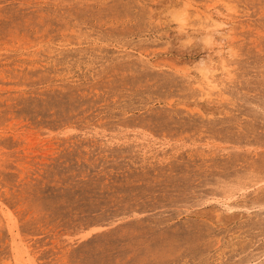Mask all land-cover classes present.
<instances>
[{
  "label": "rangeland",
  "instance_id": "obj_1",
  "mask_svg": "<svg viewBox=\"0 0 264 264\" xmlns=\"http://www.w3.org/2000/svg\"><path fill=\"white\" fill-rule=\"evenodd\" d=\"M0 264H264V0H0Z\"/></svg>",
  "mask_w": 264,
  "mask_h": 264
},
{
  "label": "bare ground",
  "instance_id": "obj_2",
  "mask_svg": "<svg viewBox=\"0 0 264 264\" xmlns=\"http://www.w3.org/2000/svg\"><path fill=\"white\" fill-rule=\"evenodd\" d=\"M34 263V262H33Z\"/></svg>",
  "mask_w": 264,
  "mask_h": 264
}]
</instances>
